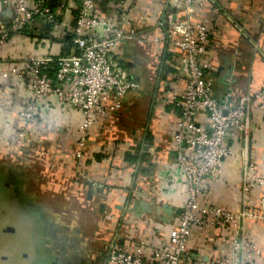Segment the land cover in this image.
I'll return each mask as SVG.
<instances>
[{
    "label": "crops",
    "instance_id": "0c3cea01",
    "mask_svg": "<svg viewBox=\"0 0 264 264\" xmlns=\"http://www.w3.org/2000/svg\"><path fill=\"white\" fill-rule=\"evenodd\" d=\"M112 1L95 0L101 8ZM128 1L133 9L128 31L135 33L136 40L122 44L112 59L141 89L128 94L118 112L94 120L82 158L77 152L83 116L52 96L21 138L20 112L26 94L16 81L2 76L15 67L22 69L18 57L56 59L71 53L79 0L65 5L66 16L45 35L14 36L5 48L0 47V180L47 221L45 232L52 241L46 239L38 248L44 258L55 257L49 262L107 264L111 243L128 249L140 243L159 247L176 230L187 201L179 175L169 169L180 113L175 101L186 88L184 54L177 45L180 37L170 23L175 18L166 0ZM52 2L56 6L60 0ZM197 4L195 19L203 20L210 39L207 60L214 96L221 99L231 91L235 104L259 92L264 85V0H197ZM198 121L208 125L202 115ZM227 143L231 157L222 178L209 182L201 200L239 214L245 149L249 165L264 178L260 115L254 113L247 141L232 138ZM163 181L170 182L172 193L163 189ZM263 196L260 187L248 200L250 217L245 222L249 241L261 248ZM232 239L231 232L194 230L188 264H235ZM246 264L264 263L256 259Z\"/></svg>",
    "mask_w": 264,
    "mask_h": 264
},
{
    "label": "built area",
    "instance_id": "2783aa9c",
    "mask_svg": "<svg viewBox=\"0 0 264 264\" xmlns=\"http://www.w3.org/2000/svg\"><path fill=\"white\" fill-rule=\"evenodd\" d=\"M72 3L73 0H60L55 11L52 0H0V47L5 48L14 36L27 35L26 31L37 37L50 32L57 25L56 20L66 16L65 5ZM166 3L172 10L171 18H175L174 24L170 23L180 37L177 45L184 54L186 76L185 91L175 101L180 113L172 135L174 161L168 167L179 175L178 182L186 192L187 201L176 230L161 246L140 243L128 249L111 243L106 262L188 264L192 258L189 243L193 231L217 229L233 234L231 252L235 264L256 259L264 263V248L249 241L245 230V222L250 217L246 208L248 200L257 188H264V178L247 161V149L244 151L243 211L235 214L203 204L201 200L209 182L222 178L225 162L231 157L228 140H248L254 113L260 115V125L264 127V85L259 92L243 96L235 104L231 91L217 99L214 80L209 74L211 64L207 60L210 46L207 27L203 20L195 19L200 4L197 0H166ZM132 12V2L128 0H113L108 8H101L95 0H79L71 31V53L56 59L18 57L22 69L15 67L2 74L4 79L21 85L26 94L27 101L20 112L21 138L27 136L43 106L55 96L68 109L83 116L77 152L82 158L94 120L118 112L126 96L141 89L140 83L112 59L122 44L136 40L135 33L128 31ZM199 115L208 125L198 121ZM164 182L163 189L172 193L171 180L168 185Z\"/></svg>",
    "mask_w": 264,
    "mask_h": 264
},
{
    "label": "rangeland",
    "instance_id": "374dc122",
    "mask_svg": "<svg viewBox=\"0 0 264 264\" xmlns=\"http://www.w3.org/2000/svg\"><path fill=\"white\" fill-rule=\"evenodd\" d=\"M24 202L14 189L0 184V264H49L35 249L46 239L52 241L51 234L45 232L47 221L36 216ZM53 258L49 256L48 260Z\"/></svg>",
    "mask_w": 264,
    "mask_h": 264
},
{
    "label": "flooded vegetation",
    "instance_id": "af4514ba",
    "mask_svg": "<svg viewBox=\"0 0 264 264\" xmlns=\"http://www.w3.org/2000/svg\"><path fill=\"white\" fill-rule=\"evenodd\" d=\"M0 184H2V186H4V184H6V186H7V187H9V184H7V183H5V182H3V183H2V182H0ZM7 228H9V229H10L11 227H10V226H7ZM5 229H6V228H5ZM5 232H6V230H5ZM35 249H36V253L41 255L40 248H38V249H37V246H36V248H35ZM41 256H42V255H41ZM42 257H43V256H42ZM36 260H37V259H36ZM3 261H6V262H7V260H6V259H4V258H3ZM47 261H48V263H49V264H56V262H49V260H48V259H47ZM7 264H9V263L7 262Z\"/></svg>",
    "mask_w": 264,
    "mask_h": 264
},
{
    "label": "trees",
    "instance_id": "16d2710c",
    "mask_svg": "<svg viewBox=\"0 0 264 264\" xmlns=\"http://www.w3.org/2000/svg\"><path fill=\"white\" fill-rule=\"evenodd\" d=\"M26 33L28 34L29 32L28 31H26ZM65 56L67 55V54H64ZM56 67H57V65H55ZM50 74H52L53 75V73L52 72H50Z\"/></svg>",
    "mask_w": 264,
    "mask_h": 264
},
{
    "label": "water",
    "instance_id": "95a60500",
    "mask_svg": "<svg viewBox=\"0 0 264 264\" xmlns=\"http://www.w3.org/2000/svg\"><path fill=\"white\" fill-rule=\"evenodd\" d=\"M9 231H10V229H9Z\"/></svg>",
    "mask_w": 264,
    "mask_h": 264
}]
</instances>
